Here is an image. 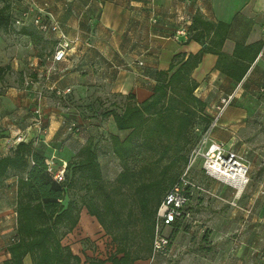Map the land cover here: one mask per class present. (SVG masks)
Returning a JSON list of instances; mask_svg holds the SVG:
<instances>
[{
	"label": "crops",
	"instance_id": "crops-1",
	"mask_svg": "<svg viewBox=\"0 0 264 264\" xmlns=\"http://www.w3.org/2000/svg\"><path fill=\"white\" fill-rule=\"evenodd\" d=\"M35 2L39 7L46 4L47 17L60 24L71 41V49L68 57L58 62L55 70L49 71L48 57L56 49L57 36L52 31L42 33L33 24L28 26L35 30L34 35L27 36L32 39L36 53L31 62L34 79L27 89V100L34 110L39 96L41 106L47 105L42 90L59 99L57 105L44 108V133L39 134L36 116H32L23 128L12 125L15 129L10 131L31 129L25 140L34 141L39 137L35 149L45 156H56L59 165L73 161L89 137H93L97 144L94 133H88L93 118L84 119L85 116L99 114L102 119L112 120L113 127L111 125L109 131L124 138L129 131L117 128L113 114L121 112L129 100L127 96L132 94L137 103L148 99L153 93L157 71L168 70L177 54L186 59L206 46L217 48V25L224 23L228 26L220 46L225 55L220 59V66L219 55L209 50L203 53L192 71L197 82L194 94L205 103L202 115L209 118L208 124L216 115L221 99L233 95L218 125L212 129L210 139L237 151L246 159L250 165V180L237 193L230 185L206 175L216 181L215 186H210L207 192H197L189 207L190 215L166 228L170 236L168 254L176 256L170 264H230L224 254L226 249L222 250L223 256L221 251L212 250L198 256L192 246L196 241L209 246L250 247V250L264 246V92L260 90L264 86V0ZM16 4L20 12L27 6V0H17ZM197 16L212 22L213 28L209 31L201 22H194ZM181 28L186 34L178 33ZM237 51L243 56L236 55ZM254 52H257L255 59L243 78L237 80L236 76ZM55 87H70L71 91L59 96ZM6 100L10 111L12 102L9 98ZM6 113L0 108V123L7 119ZM204 123L200 121V128L203 129ZM72 124L78 127H71ZM200 128L196 130L201 131ZM123 131H127L124 136L121 135ZM199 168L202 170L201 166ZM197 170L198 165L192 176L198 182ZM13 180L17 189V178ZM208 197L216 198L213 208L202 206L208 202ZM200 216L206 217V221L201 223L199 233L195 232L198 238H193L191 233L196 226L189 227L185 221L189 218L198 221ZM4 231L0 221V264H6L11 257L8 244L3 247ZM16 232L17 226L14 234ZM104 233L106 230L98 218L84 204L77 225L63 235L61 242L80 257V264H90L93 259H107L116 249L109 251L106 248ZM167 255L140 258L135 264H163L162 259ZM255 260L256 263L252 257L243 255L235 259V264H264V255L261 260ZM22 264H33L31 254L23 258ZM107 264L111 262L108 260Z\"/></svg>",
	"mask_w": 264,
	"mask_h": 264
},
{
	"label": "trees",
	"instance_id": "trees-1",
	"mask_svg": "<svg viewBox=\"0 0 264 264\" xmlns=\"http://www.w3.org/2000/svg\"><path fill=\"white\" fill-rule=\"evenodd\" d=\"M0 3V31H9L20 26L21 33L35 34V30L28 28L31 24L35 26L32 20L25 21L22 25L16 24L23 9L17 11L15 0H0ZM197 21L209 31L214 26L212 22L199 16L194 18V22ZM227 31L226 24L217 25V48L206 46L196 54H189L186 59L181 54L175 55L168 70L157 71L153 93L148 99L137 103L134 96L129 94V100L121 112L113 114L117 128L129 131L124 138L117 134L110 135L111 150L124 164L123 170L117 176L118 185L132 183L134 174L129 168L130 160H139L151 153L158 156L156 160L162 166L160 178L143 181L135 188L140 205L139 220L143 224L144 242H138L135 249H132L128 234H123L119 228L120 211L113 209L114 197L106 188L93 137H89L75 159L68 163L66 180L63 182L54 180L47 171L45 158L48 156L35 149L40 141L23 139L10 152L0 154V185L4 184L11 172L17 176V232L13 235L15 240L10 239L8 243L11 257L6 264H22L27 254H31L33 264L81 263L80 257L61 242L63 235L72 231L79 221L81 206L67 192L69 186L79 178L86 189L83 198L86 199L85 204L89 211L98 218L116 242L115 251L107 259H93L90 264H107L108 260L111 264H135L137 259L149 256L153 244V216L161 194L168 188L167 183L174 185L181 177L177 179L176 176H170V170L182 162L187 164L188 157L185 152L194 141L191 129L198 128L197 124L200 125L203 120L204 127L198 131V136L201 137L209 125V118L202 115L205 103L194 94L197 82L192 77V71L200 62L203 53L209 50L219 55L220 66V59L225 57L220 46ZM193 36L200 39L197 34ZM236 55L243 56L238 51ZM256 55L257 52H254L248 63L241 68L236 76L237 80L243 78ZM71 166L73 175L68 173ZM76 173L79 178H75Z\"/></svg>",
	"mask_w": 264,
	"mask_h": 264
},
{
	"label": "rangeland",
	"instance_id": "rangeland-1",
	"mask_svg": "<svg viewBox=\"0 0 264 264\" xmlns=\"http://www.w3.org/2000/svg\"><path fill=\"white\" fill-rule=\"evenodd\" d=\"M16 1L15 7L17 6ZM20 7L22 6L20 5ZM20 29V26H16L9 31H0V108L1 111H5V113L7 112V119L0 123V154L10 152L13 147L12 145H16L17 138L19 136H22L24 139L27 138L28 131L31 130L28 129L26 132L20 131L13 133L10 131L15 129L12 125L23 128L32 116H36L34 110L31 109L32 107L30 106L29 101L27 100V96L29 94L27 89L30 85L26 84L27 79H34L33 66L31 65V62L36 53L35 46L31 41L32 39L29 36L21 33ZM41 95L42 97H47V105L44 107L41 106L42 117L44 119V108L55 105L59 98L58 96H53L49 92H45V90H42ZM7 98H9L12 102L10 111H8V107H6ZM118 106L121 108L123 107V105L120 103ZM88 117L93 118L90 120L91 125L89 126L90 128H88V133H94V137L98 139L96 149L99 154V160L101 163L106 188L114 197L113 209L120 211L119 228L123 234H128L130 246L132 249H135L138 242H140V244L144 242L142 235L143 224L139 220L140 205L138 201V194L135 188L143 181H150L155 178H160L162 169L161 163H158L156 160L158 156H153L151 153H148L149 155H146L139 160H130L129 168L134 174L132 183L127 185H118L117 176L123 170L124 164L112 152L110 147V135L112 133L109 131V127H111V125L113 127V121L111 120L109 122L107 118L102 119L99 114L93 116L87 115L84 117V119ZM44 124L45 121L43 122V125ZM76 125L71 127H76ZM197 125L199 128L201 127L199 124ZM96 131H98V134H95ZM126 133L127 131H123L121 132V135L124 136ZM191 134L194 138V141L188 146V149L185 152L187 157H189L192 149L200 140L198 131L196 129H191ZM197 165L198 170L195 174V177L197 178L198 183L206 188V190L209 189L210 186L214 187L216 181H212L211 178L207 177L206 174L202 172V170H199V167L201 166L200 162ZM186 166L187 164L185 165V163L182 162L181 165H178L177 167H174L172 170H170V176H176L178 179V177H180L185 172ZM68 173L69 175H73L72 166L68 168ZM76 177H78V173L75 174V178ZM16 178L17 176L11 172L10 175L5 179L4 184L0 185V221L2 230L5 229L2 235L4 244L3 247H6V245L9 243L11 237L16 231L17 226V189L16 184L13 185V179ZM167 186L168 188L161 194L159 204L168 190L172 187V185L169 183H167ZM67 192L69 197L76 198L80 206L85 204L86 199L83 197L85 196L86 189L83 181L80 178L76 181V183L69 186ZM207 201L208 202L202 205L203 207L213 208L216 205V198L208 197ZM159 204L157 205L153 216V241L155 235L156 212ZM223 205H225V203ZM196 220L189 218L185 221V224L189 223V227L196 226L194 232L191 233L193 238H198V235H195V232L197 231V233H199L200 225L206 221V217L203 218V216H200L198 221ZM114 228H117V226H114ZM102 237L107 244L106 248L110 249L109 251L116 247V242L112 240L110 233L106 232ZM185 238H188V236H185ZM197 243L198 242L196 241L192 248H194L195 253H197L198 256L201 254H207L211 250L214 252L221 251L220 255L223 256L222 250L226 249L224 254L227 256L230 264H235V259H238L243 255H247L250 258L252 257L254 259V263H256L255 259L261 260V257L264 255V246L254 247L253 250H250V247H243V249H240V247L236 246L218 247L209 246L208 243ZM148 255V257L153 256V244L152 251ZM174 259H176L174 253L168 254L162 259V262L163 264H170Z\"/></svg>",
	"mask_w": 264,
	"mask_h": 264
},
{
	"label": "built area",
	"instance_id": "built-area-1",
	"mask_svg": "<svg viewBox=\"0 0 264 264\" xmlns=\"http://www.w3.org/2000/svg\"><path fill=\"white\" fill-rule=\"evenodd\" d=\"M45 7H39L35 0H27V6L22 10L21 15L17 17L16 24L22 25L28 18H32L35 26L43 31H52L57 36L56 49L50 60L49 71L56 69V64L65 60L71 49V41L66 32L62 29L57 21L51 20L47 17ZM179 34H186V30L181 28L178 30ZM32 79H27L26 84L31 85ZM57 95L62 96L71 91L67 88H54ZM264 92V86L260 89ZM233 95H228L221 99V104L217 106V113L214 116L208 127L202 132L200 140L192 149L185 172L181 175L179 180L172 185L168 192L160 202L156 212L155 235L153 241V258L157 255H167L170 249V236L166 232V228L173 223L184 219L190 215L189 207L197 192H207L206 188L201 186L192 176V171L200 162L202 170L211 178L223 182L235 188L237 193L243 190L249 183V169L250 165L246 159L237 151L227 148L224 144L215 142L210 139L212 129L218 125L219 119L230 103ZM40 100V96H39ZM38 100L37 107L34 109L36 115V123L39 134L45 132L43 125L44 119L42 117L41 104ZM73 124L72 126H75ZM24 138L19 136L17 143ZM40 141L38 137L36 142ZM47 171L58 182L66 180L67 164H58L57 158L54 155L45 158ZM231 204H235L231 201ZM17 214V213H16ZM14 236L11 241H14Z\"/></svg>",
	"mask_w": 264,
	"mask_h": 264
}]
</instances>
